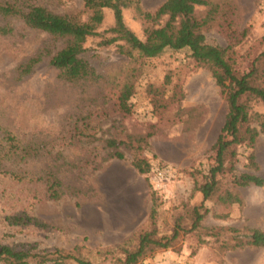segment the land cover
Instances as JSON below:
<instances>
[{"label":"rangeland","instance_id":"rangeland-1","mask_svg":"<svg viewBox=\"0 0 264 264\" xmlns=\"http://www.w3.org/2000/svg\"><path fill=\"white\" fill-rule=\"evenodd\" d=\"M209 1L218 6V13L202 30L206 42L220 48L231 44L228 55L234 69L240 74L249 72L264 50V0ZM162 2L140 0L146 11H154ZM0 3L14 4L21 11L39 6L80 21L88 17L83 0ZM206 11L197 8L196 16L202 18ZM122 15L126 27L144 38L146 24L133 10H124ZM103 16L98 32L113 25L110 10H103ZM3 28L8 32H2ZM100 41V37L87 38L81 55L100 79L93 84L68 83L48 64L66 40L31 29L18 17L0 15V126L40 149L35 159L5 164L6 171H15L21 180L0 173V246L41 254L77 248L75 254L93 264H119L123 255L118 248L135 250L143 231L154 229L160 239L169 237L179 225V237L168 248L149 247L137 264H264L262 248H232L235 234L227 232L235 229L243 236L250 229H264V185L233 188L223 179L221 191L230 190L240 203H222L216 198L202 203L195 188L194 179L200 181L213 164L212 145L226 112L210 71L197 65L186 49H166L154 59L135 62L118 54L114 45L100 46ZM37 57L40 61L30 73L21 76V68ZM133 67L137 76L129 98L131 112L123 115L115 98ZM168 75L171 84L164 98L174 92L176 101L168 102L166 111L154 113L149 88H160ZM251 106L264 114L262 103L253 101ZM76 128L92 138L70 140ZM107 139L125 141L120 147L124 159L110 160L93 172L90 162L95 155L105 156L103 141ZM253 146L258 170L246 166L250 150L242 146L238 148L237 173L264 179V137ZM138 158L152 167L171 166L178 173L156 191L150 172L139 175L132 168V160ZM54 167L64 186L58 200L48 198L42 178ZM152 202L156 211L151 220ZM200 205L207 210L206 216L191 231V210ZM24 215L38 220L40 226L11 225L5 220Z\"/></svg>","mask_w":264,"mask_h":264},{"label":"trees","instance_id":"trees-1","mask_svg":"<svg viewBox=\"0 0 264 264\" xmlns=\"http://www.w3.org/2000/svg\"><path fill=\"white\" fill-rule=\"evenodd\" d=\"M206 8L202 18L196 16L197 8ZM84 11L88 13L85 21L75 17L55 14L39 6H31L27 11H21L14 4L0 3V15L18 17L31 28L45 32L53 37L64 38L66 44L50 56L48 64L58 71V76L68 83L93 84L100 79L95 70L81 56L84 52V43L89 37H100L98 43L102 47L114 45L118 54L138 62L143 59H154L168 50H188L192 60L199 66H205L211 73L215 84L226 103L224 122L213 146V164L208 168L200 181L194 179L196 190L202 195V203L212 198L222 203H240L237 195L228 189L221 191L223 179H228L234 188L256 186L263 187L264 179L252 173H237L238 148L245 147L250 152L246 157L247 167L258 170L254 146L258 138L264 137V114L253 111L251 102L257 101L264 105V50L253 61L252 69L240 74L228 55L233 46L226 48L210 45L202 33L218 13V6L209 0H163L154 10L146 11L141 7L140 0H83ZM110 10L113 16V25L103 32H98L104 16L103 10ZM132 9L135 15L146 24L144 38H138L123 22V11ZM165 18L163 24L160 21ZM2 32L8 30L3 28ZM40 58L29 60L22 68L20 75L30 73ZM137 68L129 70L125 81L120 85L115 98L117 110L128 115L131 112L130 99L135 89ZM171 84L168 76L160 88L150 86L149 94L154 113L166 111L168 102L176 101L177 93L164 98L166 88ZM87 126V125H86ZM71 135L70 140L80 141V137L92 138L78 132ZM105 156L95 155L90 162L93 172L101 169L104 163L110 160H123L124 154L120 150L125 145L124 140L107 139ZM37 145L23 143L12 133L0 126V173L7 174L13 179L21 180L22 176L15 171H6L7 162L20 163L37 158ZM67 156L62 155V158ZM100 157V158H99ZM99 158V162L95 161ZM132 168L139 175H147L152 166L144 158L133 159ZM60 167V166H59ZM56 167L48 170L43 178L49 199L58 200L64 194L63 182L55 172ZM197 174V172H196ZM78 175V173H77ZM193 177L194 174H192ZM156 192V191H154ZM156 211L155 202L149 213L152 220ZM193 220L190 227L195 231L201 226L207 210L203 205L191 210ZM5 220L11 225L40 226L38 220L29 216H9ZM155 230H145L138 236L135 250L127 246L118 248L123 255L118 259L119 264H137L139 258L145 255L150 248H168L172 241L179 237V225H175L169 237L157 238ZM235 234V244L232 248L255 247L264 250V229H250L247 235L241 236L235 229H227ZM74 252V253H73ZM77 248L64 253L55 250L52 253H32L31 250H15L11 247L0 246V262L2 264H93L75 254Z\"/></svg>","mask_w":264,"mask_h":264},{"label":"built area","instance_id":"built-area-1","mask_svg":"<svg viewBox=\"0 0 264 264\" xmlns=\"http://www.w3.org/2000/svg\"><path fill=\"white\" fill-rule=\"evenodd\" d=\"M176 169H173L171 166H154L150 170L151 175V184L156 191H160L163 187L169 183L172 179H175L177 175Z\"/></svg>","mask_w":264,"mask_h":264}]
</instances>
